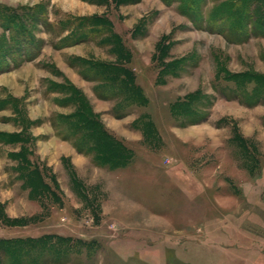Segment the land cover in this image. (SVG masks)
Returning <instances> with one entry per match:
<instances>
[{
	"label": "rangeland",
	"instance_id": "374dc122",
	"mask_svg": "<svg viewBox=\"0 0 264 264\" xmlns=\"http://www.w3.org/2000/svg\"><path fill=\"white\" fill-rule=\"evenodd\" d=\"M163 1L175 64L136 103L69 55L108 31L124 62L108 19L0 0V234L71 237L68 264H264V0Z\"/></svg>",
	"mask_w": 264,
	"mask_h": 264
},
{
	"label": "crops",
	"instance_id": "0c3cea01",
	"mask_svg": "<svg viewBox=\"0 0 264 264\" xmlns=\"http://www.w3.org/2000/svg\"><path fill=\"white\" fill-rule=\"evenodd\" d=\"M159 1L63 0L62 6L64 10L74 15L101 16L108 19L110 24H112L114 32L120 37V44L124 46L127 57L124 59V62L120 61L122 56L114 49L115 44L110 39V33L108 31H103L101 42L94 39L78 42L70 46L69 49L72 50H69V55L74 56V58L86 57L96 61L99 60L112 64L117 63L125 66L134 73L135 83L146 95L154 89L155 85L167 84L166 82H160L159 79L175 64L174 61L176 58L172 54L176 40L172 35L173 29H166L162 30L161 33L159 32L160 21L157 15L160 11ZM161 1L164 3L163 0ZM68 3L70 7L66 8ZM150 40L154 42L153 45ZM86 43L101 46L104 51L103 56L95 54V47H93L94 51L90 54L86 53L85 48H82L83 44L85 45ZM184 58L185 55L178 57L180 60ZM64 68L68 74L72 75L75 73V67L69 64H66ZM1 232L0 238L2 239L37 237L36 235H38L34 233L35 231L31 230L26 234H21L14 227L3 229Z\"/></svg>",
	"mask_w": 264,
	"mask_h": 264
},
{
	"label": "trees",
	"instance_id": "16d2710c",
	"mask_svg": "<svg viewBox=\"0 0 264 264\" xmlns=\"http://www.w3.org/2000/svg\"><path fill=\"white\" fill-rule=\"evenodd\" d=\"M243 14L245 19L246 13ZM238 25H240L239 21ZM96 64L101 67L99 73L103 80L111 85L108 87L110 90L112 89L115 94L123 96L132 93L134 94L132 99L134 98L133 101L136 103L141 100L140 93L142 91L135 81L133 82L132 72L129 69L117 63L98 61ZM109 89L106 91L108 94L110 93ZM77 122L79 124L76 125L77 131H80L81 127L97 125L95 120L86 114L81 115ZM93 128H91L93 133L102 135L103 139L110 138L109 134ZM79 252L74 241L67 236L46 235L39 238L18 237L0 240V264H68L74 262V257L77 259L74 254H79Z\"/></svg>",
	"mask_w": 264,
	"mask_h": 264
}]
</instances>
